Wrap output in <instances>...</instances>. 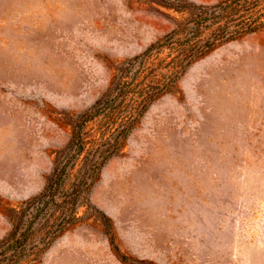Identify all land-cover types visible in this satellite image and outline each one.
<instances>
[{"label": "rangeland", "instance_id": "obj_1", "mask_svg": "<svg viewBox=\"0 0 264 264\" xmlns=\"http://www.w3.org/2000/svg\"><path fill=\"white\" fill-rule=\"evenodd\" d=\"M0 264H264V0H0Z\"/></svg>", "mask_w": 264, "mask_h": 264}, {"label": "trees", "instance_id": "obj_2", "mask_svg": "<svg viewBox=\"0 0 264 264\" xmlns=\"http://www.w3.org/2000/svg\"><path fill=\"white\" fill-rule=\"evenodd\" d=\"M195 57H196V56H189V58H186L187 60H185V61H187V62H185V64H184V62H182V63H181V67H183V68L185 69L186 66H187L188 64H190V63L193 61V59H194ZM92 115H93V114L89 115L88 118H89V117H92Z\"/></svg>", "mask_w": 264, "mask_h": 264}]
</instances>
